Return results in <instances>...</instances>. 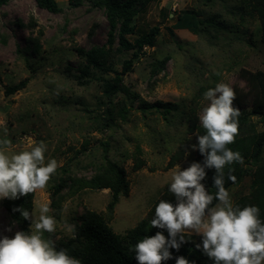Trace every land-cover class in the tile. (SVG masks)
<instances>
[{"label": "rangeland", "instance_id": "1", "mask_svg": "<svg viewBox=\"0 0 264 264\" xmlns=\"http://www.w3.org/2000/svg\"><path fill=\"white\" fill-rule=\"evenodd\" d=\"M56 2L62 9L59 14L40 8L35 0H11L0 7V139L11 141L9 155L29 137L43 141L46 162H62L47 186L35 191L33 212L38 217L39 205L49 204L48 215L56 220V228L43 236L72 256L63 246L80 249L76 237L80 218L88 211L109 215L111 193L84 190L71 196L66 187L52 204L61 169L67 168L72 178H91L107 169L108 161L126 170L130 195L120 199L109 223L115 233L125 235L147 217L170 185L172 169L179 164L184 170L194 160L191 127L194 118L200 123L208 103L203 94L221 82L248 93L241 73L264 72V43L250 0H150L133 19L135 34L127 37L132 42L155 26L160 35L124 76L126 91L107 99L105 82L122 72L135 51H118V33L109 45V22L98 0H81L78 7H71L68 0ZM184 12L203 24L177 28V17ZM96 47L108 50V61L102 69L90 67L92 76L84 77L81 71L88 63L80 50ZM26 79L24 89L5 94L6 87ZM157 101L170 102L177 110L164 115L149 109ZM252 119L260 121L259 116ZM258 129H263L261 124ZM104 143L109 145L107 155ZM172 157L180 160L169 169ZM139 158L145 166L134 171ZM251 181L249 175L229 190L233 204L249 194ZM4 199L0 238H14L21 229L4 208ZM33 231L29 220V234Z\"/></svg>", "mask_w": 264, "mask_h": 264}, {"label": "clouds", "instance_id": "2", "mask_svg": "<svg viewBox=\"0 0 264 264\" xmlns=\"http://www.w3.org/2000/svg\"><path fill=\"white\" fill-rule=\"evenodd\" d=\"M203 98L207 105L199 116L204 135H197L198 144L193 150L205 157L203 164L193 162L181 170L177 164L171 171L169 191L176 203L161 200L155 209L151 226L168 232V237L158 231L146 236L134 247L137 264H162L172 259L170 249L179 251L186 242L185 232L202 237V251L214 264H264V221L260 219L257 206L242 210L234 206L229 191L225 188L224 169L234 162L243 164V157L228 145L239 134V108L234 106L236 94L227 83H218L209 88ZM12 143L0 139V199H18L44 189L62 162L48 159L47 145L37 143L31 137L19 151L9 155ZM215 169L213 177L215 195L201 183L206 178L205 169ZM228 179L235 182V176ZM218 203L213 206V201ZM20 211L26 220H31L34 231L28 234L17 231L14 238H0V264H81L66 250H57L43 233H52L56 220L48 215V203L40 204L39 216L35 212ZM11 231V229H8ZM179 238V239H178ZM198 249L201 248L197 244ZM176 264H190L184 256L176 257Z\"/></svg>", "mask_w": 264, "mask_h": 264}, {"label": "trees", "instance_id": "3", "mask_svg": "<svg viewBox=\"0 0 264 264\" xmlns=\"http://www.w3.org/2000/svg\"><path fill=\"white\" fill-rule=\"evenodd\" d=\"M11 0H0V7L6 5ZM150 0H98V5L103 6L106 11V16L109 22V45L115 42V35L119 36V50L118 51H135L132 59L126 60L123 65L121 73H117L113 81H106L103 86L104 96L107 99L118 95L120 92L126 91L124 88V76L129 73L134 64V60L138 59L145 48L154 47L158 36L160 35V28L152 27L148 32L142 34L134 41H130L127 36L135 34V28L132 24L134 17L138 13L140 7H144ZM36 4L53 14H59L62 9L56 0H35ZM71 7H78L81 0H68ZM250 8L257 16L260 25L261 39L264 43V0H250ZM185 15V16H184ZM194 20L196 23H194ZM197 24H203L201 20L195 19L191 13L184 12L182 17H177V28H187ZM81 56L84 57L88 63L87 68L82 69L84 77H91V68L93 70L102 69L107 63L109 52L105 48H92L89 51L80 50ZM91 67V68H90ZM241 77L247 80L250 91L245 93L237 88H234L236 99L234 106L241 111L238 117L239 134L236 136L235 142L228 145L233 151H238L243 157V164L234 162L231 165H226L224 169L225 174V188L229 191L231 188L240 186L247 176H251V190L249 194L240 196L234 203L241 210L246 206H257L260 209V219L264 221V72H248L243 70ZM28 80H23L19 84L6 87L5 94L7 96L14 95L27 86ZM147 105V104H144ZM251 107L250 112H246L245 108ZM154 109L169 115L176 111L177 108L170 102L157 101L149 105V109ZM142 110L146 111L148 108L143 106ZM127 110L122 109L121 117H125ZM259 116L260 121L254 122L252 117ZM197 118L192 122L191 132L195 133V145L198 144L197 135H204L205 130L202 125L198 123ZM112 121V119H111ZM263 129L259 130V125ZM104 153L107 155L109 145L104 143ZM107 157V156H106ZM205 157L202 156L198 149L193 162L203 164ZM180 159L172 157L168 162L167 168H173ZM191 163V164H192ZM190 164V165H191ZM145 166L143 159H136L133 165L134 171H139ZM206 178L201 183L205 185L206 190L215 195L217 189L214 187L213 177L215 169H205ZM62 177L59 179L57 185L53 186L52 204H56L55 199L61 191L66 187L69 188L71 196H75L84 190L102 191L109 190L111 193V200L107 206L109 215L105 216L103 213L95 211H88L83 215L80 226L76 232L77 242H80L81 247L76 252L72 247L64 245L63 247L70 250V253L75 258L81 261V264H137L135 259V245L146 236H154L156 232L161 231L165 237H168L166 229L161 230L151 226L152 219L155 218V209L161 200L176 203L174 195L168 190L169 185L165 191L153 205L148 212L147 217L142 219L134 228L129 230L125 235H119L114 232L110 226V217L113 215L116 206L121 198H128L130 195V182L127 179L126 170L116 163L108 161L107 169L101 173L94 175L91 178H72L68 176V169L62 168ZM235 176V182L228 179V176ZM35 192L29 193L27 196H21L18 199L5 198L3 206L9 213L10 217L17 223L21 231L29 234V220H26L21 215L20 211L14 209L27 210L29 213L34 209ZM218 201H213V206ZM186 242L183 243L177 251L170 249L172 259L163 261L162 264H176V257L184 256L189 260L190 264H214L202 251V237L195 234L185 233ZM179 239V238H178ZM197 244L201 248L196 247Z\"/></svg>", "mask_w": 264, "mask_h": 264}]
</instances>
